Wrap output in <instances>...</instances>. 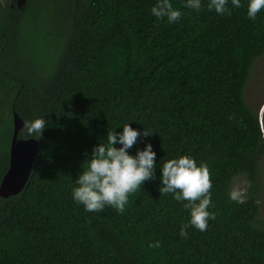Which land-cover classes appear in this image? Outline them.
<instances>
[{"label":"trees","instance_id":"16d2710c","mask_svg":"<svg viewBox=\"0 0 264 264\" xmlns=\"http://www.w3.org/2000/svg\"><path fill=\"white\" fill-rule=\"evenodd\" d=\"M171 2L174 23L151 15L155 0L0 3V181L13 112L46 120L38 139L18 132L37 154L21 191L0 197V264H264V128L244 99L264 56V8L253 20L247 0L224 14ZM128 122L151 133L129 152L151 143L154 178L122 212L85 211L71 197L83 161ZM180 155L204 162L212 183L214 218L186 237L183 201L158 190L159 164ZM238 178L239 202L228 195Z\"/></svg>","mask_w":264,"mask_h":264},{"label":"clouds","instance_id":"9594fccd","mask_svg":"<svg viewBox=\"0 0 264 264\" xmlns=\"http://www.w3.org/2000/svg\"><path fill=\"white\" fill-rule=\"evenodd\" d=\"M184 7L192 10L201 8V0H183ZM228 0H208L206 7L217 14L228 12ZM234 8L241 7V0H231ZM264 8V0H247L246 16L255 19L256 14ZM157 20L166 18L174 23L181 17L179 8H175L171 0H155L149 9ZM46 120L37 116L22 123L23 132L32 137H40L45 128ZM106 132L105 137L95 144L87 159L83 161L71 189V197L82 205L85 211H99L106 205L122 212L128 203L130 193L141 187L142 183L153 179L158 167L156 153L151 143L144 142L143 148L135 153L129 152L138 138L148 137L150 132L143 128L137 130L130 127L129 122ZM160 161V160H159ZM159 192L171 193L172 198L182 203L188 211L187 223L181 224L178 235L186 237L189 226L204 231L214 213L208 210L211 204L212 187L207 165L197 162L190 155H180L163 160L159 164ZM242 191V190H241ZM229 199L242 200L240 191L230 190ZM149 247H158L159 241L149 242Z\"/></svg>","mask_w":264,"mask_h":264},{"label":"water","instance_id":"95a60500","mask_svg":"<svg viewBox=\"0 0 264 264\" xmlns=\"http://www.w3.org/2000/svg\"><path fill=\"white\" fill-rule=\"evenodd\" d=\"M26 0H15V5L23 9ZM22 119L13 112L12 136L9 146V164L0 181V197L16 195L26 183L37 154L38 143L35 139H19L18 132L22 128Z\"/></svg>","mask_w":264,"mask_h":264},{"label":"rangeland","instance_id":"374dc122","mask_svg":"<svg viewBox=\"0 0 264 264\" xmlns=\"http://www.w3.org/2000/svg\"><path fill=\"white\" fill-rule=\"evenodd\" d=\"M10 0H0L2 5L8 4ZM40 19L39 21H41ZM51 24V23H50ZM47 29V26L44 25L42 29ZM54 35L52 38H54ZM51 38V39H52ZM48 44V43H46ZM49 45V44H48ZM47 50V45L45 48ZM244 99L247 105L258 114L259 122L261 127L264 128V56L258 58L252 67L250 78L247 82V85L244 89ZM264 162V157H263ZM262 173L264 174V165L260 166ZM245 183L243 179H236L232 184L231 190L240 191V194L244 192ZM242 190V191H241ZM262 201L260 202L261 206V215L264 218V194L262 196Z\"/></svg>","mask_w":264,"mask_h":264},{"label":"flooded vegetation","instance_id":"af4514ba","mask_svg":"<svg viewBox=\"0 0 264 264\" xmlns=\"http://www.w3.org/2000/svg\"><path fill=\"white\" fill-rule=\"evenodd\" d=\"M14 1H15V0H10L8 4H9L10 6H12V5L14 4ZM5 5H6V4H5ZM5 5H2V6H5ZM14 5H15V4H14Z\"/></svg>","mask_w":264,"mask_h":264}]
</instances>
